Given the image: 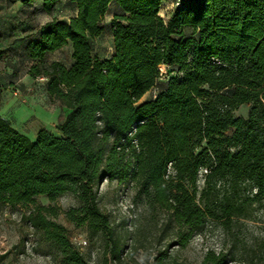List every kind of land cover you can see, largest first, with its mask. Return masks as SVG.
<instances>
[{"label": "trees", "instance_id": "16d2710c", "mask_svg": "<svg viewBox=\"0 0 264 264\" xmlns=\"http://www.w3.org/2000/svg\"><path fill=\"white\" fill-rule=\"evenodd\" d=\"M61 1L36 9L51 14ZM164 1L68 0V21L52 18L21 44L28 74L44 78L65 113L56 131L40 127L34 139L0 115V205L33 204L25 219L67 264L86 263L37 196L71 195L78 206L66 217L103 231L113 260L120 238L97 204L102 179L131 182L133 200L162 210L180 246L208 223L228 232L264 203V0H175L167 19ZM112 3L113 51L102 58L93 42ZM67 45L69 65L45 60ZM162 67L174 76L161 81ZM226 257L207 251L203 263Z\"/></svg>", "mask_w": 264, "mask_h": 264}, {"label": "rangeland", "instance_id": "374dc122", "mask_svg": "<svg viewBox=\"0 0 264 264\" xmlns=\"http://www.w3.org/2000/svg\"><path fill=\"white\" fill-rule=\"evenodd\" d=\"M37 4L38 0H0V113L7 119L18 118L17 112L5 115L12 108L23 109L22 119L13 120L12 125L19 131L23 129L30 139L40 127L56 131L55 125L63 119L65 109L58 100L49 98L43 79L28 74L32 60L24 55L21 44L48 20L68 21L75 14L68 0H62L51 14L37 10ZM174 4L175 0L162 2L160 16L167 19ZM115 12L119 9L112 3L103 18L104 30L93 42V52L102 58L113 51L110 20ZM45 60H59L68 65L69 46L48 53ZM161 72V81L174 76L166 67ZM14 90L17 95L13 94ZM148 97L149 93L141 101ZM33 108L40 110V117L34 114ZM246 112L247 106H241L235 115L245 116ZM197 184L202 185L201 176ZM133 196L129 181L102 179L98 185V207L107 216L114 235L120 238L119 259L115 260L108 255L103 231L94 232L85 224L78 226L66 217V210L78 206L71 195L64 194L52 201L40 195L35 198V204L55 210L56 215L48 218L64 228L63 234L86 264H154L163 252L166 255L162 264H204L207 251L224 253L227 256L224 264H264L263 202L253 205L247 217L233 219L228 232L217 223H208L180 246L175 245L174 228L166 221L164 212L140 200L134 201ZM33 206L0 205V264H67L59 245L25 219Z\"/></svg>", "mask_w": 264, "mask_h": 264}, {"label": "crops", "instance_id": "0c3cea01", "mask_svg": "<svg viewBox=\"0 0 264 264\" xmlns=\"http://www.w3.org/2000/svg\"><path fill=\"white\" fill-rule=\"evenodd\" d=\"M68 65H69V64H68ZM29 109H30V108H29ZM33 109H34V114H36V115H38V116L40 117V110H39V109H36V108H33ZM14 112H15V113L17 112V114L19 113L20 116H19L18 118H12V119H7V118H6L7 120L10 121L11 125L14 124V123H13V120H15V119H17L18 121H20L19 119H22L21 117H23L22 115H24V113H25L23 109H18V110H16L15 108H12V109H10V110L7 111V114H6L5 116H7V115H9V114H11V113L15 114ZM0 115L4 117L3 114L0 113ZM4 118H5V117H4ZM31 118L36 119V120L39 119V118L36 117V116H31ZM63 118H64V117H63ZM39 121H40V120H39ZM12 126H13V125H12ZM14 126H15V125H14ZM14 126H13V127H14ZM16 127H17V126H16ZM14 128H15V127H14ZM18 128H19V127H18ZM15 129H16V128H15ZM19 129H20V128H19ZM38 129H39V128H37V130H38ZM17 130H18V129H17ZM21 130H22L23 132H22V131H20V132L23 133V134H25V131H24L23 129H21ZM37 130H36V131H37ZM18 131H19V130H18ZM35 134H36V132H35ZM25 135H26V134H25ZM34 137H35V136H34ZM33 139H34V138H33Z\"/></svg>", "mask_w": 264, "mask_h": 264}, {"label": "built area", "instance_id": "2783aa9c", "mask_svg": "<svg viewBox=\"0 0 264 264\" xmlns=\"http://www.w3.org/2000/svg\"><path fill=\"white\" fill-rule=\"evenodd\" d=\"M41 79L44 80V78H41ZM13 94H14V95H17V90H14Z\"/></svg>", "mask_w": 264, "mask_h": 264}]
</instances>
